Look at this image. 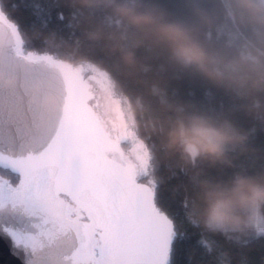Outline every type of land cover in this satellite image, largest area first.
Instances as JSON below:
<instances>
[{
  "label": "clouds",
  "instance_id": "obj_1",
  "mask_svg": "<svg viewBox=\"0 0 264 264\" xmlns=\"http://www.w3.org/2000/svg\"><path fill=\"white\" fill-rule=\"evenodd\" d=\"M84 9L103 8L119 21L107 27L85 11L74 26L77 42L59 40L68 59H89L96 49L116 57L120 72L136 75L155 66L157 87L125 108L126 125L142 124L162 132L161 159L178 157L232 167L233 154L248 149V133L237 123L243 115L264 125V0H186V15L176 18L150 0H74ZM67 66V61H65ZM195 76L226 101L219 109L168 100L160 84L165 76ZM30 96L46 109L51 98ZM199 217L209 230L252 227L264 207V170L234 171L227 179L204 180L196 193Z\"/></svg>",
  "mask_w": 264,
  "mask_h": 264
},
{
  "label": "snow or ice",
  "instance_id": "obj_2",
  "mask_svg": "<svg viewBox=\"0 0 264 264\" xmlns=\"http://www.w3.org/2000/svg\"><path fill=\"white\" fill-rule=\"evenodd\" d=\"M15 6L0 0V16L11 19ZM122 145L71 98L48 128L25 132L0 120V162L21 174L15 188L0 178V201L38 220L34 233L5 229L12 254L23 264H173L169 217Z\"/></svg>",
  "mask_w": 264,
  "mask_h": 264
},
{
  "label": "trees",
  "instance_id": "obj_3",
  "mask_svg": "<svg viewBox=\"0 0 264 264\" xmlns=\"http://www.w3.org/2000/svg\"><path fill=\"white\" fill-rule=\"evenodd\" d=\"M176 18L186 15V0H150ZM15 4L9 10L10 21L18 26L26 52L47 54L52 58L67 61L74 66L92 64L104 70L114 85L115 91L124 98L126 104L137 100H155L147 93L157 87L159 79L155 66L145 65L140 73L129 75L120 72L116 57L102 49H96L85 61L68 59L59 40L51 36L77 42L79 31L74 27L85 11L90 12L110 28H118L119 21L112 17L103 6L84 9L74 0H5L7 5ZM165 88V98L191 103L202 108L219 109L226 101L215 90L195 76L168 73L160 84ZM239 126L248 133V149L243 154H233L232 167L196 162L184 166L178 157L161 159L162 132H148L137 123L136 131L148 148L149 177L153 184L154 201L172 221L171 228L176 238L173 264H264V207L256 210L259 223L252 227L242 226L238 230H209L200 221L199 205L196 197L198 186L207 179H227L234 171L264 170V125L243 115L236 117ZM186 237V238H185ZM181 238H184L181 240ZM209 241V252L199 244Z\"/></svg>",
  "mask_w": 264,
  "mask_h": 264
},
{
  "label": "water",
  "instance_id": "obj_4",
  "mask_svg": "<svg viewBox=\"0 0 264 264\" xmlns=\"http://www.w3.org/2000/svg\"><path fill=\"white\" fill-rule=\"evenodd\" d=\"M86 65L100 76L105 92L109 93L111 79L108 74L95 65ZM32 89H38V99L51 98L46 109L34 102L29 94ZM89 89L82 66L68 62L65 66V61L50 55L26 52L18 26L0 16V120L25 132L48 128L59 121L71 98L82 115L96 121L86 105L91 97ZM98 126L102 128L99 123ZM146 187L154 196L152 182L151 187ZM37 223L23 206L13 207L7 197L0 201V264H23L22 258L12 254L14 249L5 229L34 233ZM169 223L172 225L170 219Z\"/></svg>",
  "mask_w": 264,
  "mask_h": 264
},
{
  "label": "flooded vegetation",
  "instance_id": "obj_5",
  "mask_svg": "<svg viewBox=\"0 0 264 264\" xmlns=\"http://www.w3.org/2000/svg\"><path fill=\"white\" fill-rule=\"evenodd\" d=\"M87 69V70H86ZM84 81L89 85L91 97L87 99L86 105L93 117L102 127L114 137L123 141L124 153L132 159L133 164L141 172L138 180L141 184L151 187L149 179L150 155L144 141L138 136L136 126L126 125V104L124 98L114 89L111 82L110 91L107 94L102 86L100 76L92 71L87 65L82 66ZM110 97V99L107 98ZM0 178L9 186L20 183L21 174L6 163L0 162Z\"/></svg>",
  "mask_w": 264,
  "mask_h": 264
},
{
  "label": "rangeland",
  "instance_id": "obj_6",
  "mask_svg": "<svg viewBox=\"0 0 264 264\" xmlns=\"http://www.w3.org/2000/svg\"><path fill=\"white\" fill-rule=\"evenodd\" d=\"M86 70H87V69H86ZM107 94H108V93H107ZM107 98L110 99V97H108V96H107ZM149 179L151 180L150 177H149ZM151 182H152V180H151ZM259 219H260V218H259V216L257 215V213H256V211H255V215H254V217H253V223H254V224H258V223H259Z\"/></svg>",
  "mask_w": 264,
  "mask_h": 264
}]
</instances>
